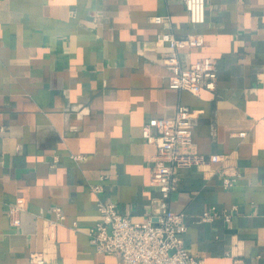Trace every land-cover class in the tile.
Returning <instances> with one entry per match:
<instances>
[{
	"label": "crops",
	"instance_id": "1",
	"mask_svg": "<svg viewBox=\"0 0 264 264\" xmlns=\"http://www.w3.org/2000/svg\"><path fill=\"white\" fill-rule=\"evenodd\" d=\"M184 1L0 0V264H124L89 240L96 202L135 222L156 212V145L142 126L179 105L198 111L194 149L207 159L178 168L169 197L185 213V246L205 264H264V0H205L201 24ZM163 33L203 36L178 54L215 58L214 90L169 86ZM223 170L239 172L228 189ZM211 205L230 221H198Z\"/></svg>",
	"mask_w": 264,
	"mask_h": 264
},
{
	"label": "built area",
	"instance_id": "2",
	"mask_svg": "<svg viewBox=\"0 0 264 264\" xmlns=\"http://www.w3.org/2000/svg\"><path fill=\"white\" fill-rule=\"evenodd\" d=\"M184 3L192 24L205 21V0H185ZM154 20L160 22L163 19L155 16ZM159 40L168 42L170 48L162 58L164 65L170 70V87L195 94L203 88L215 89V58L202 56L190 63H182L179 58L178 49L203 44L201 34L176 38L171 33H163ZM198 114L194 109L179 105L173 118L149 117L144 121L141 135L146 141L156 145V151L150 158L151 178L157 182L160 192L154 203L156 212L152 214L151 211V215L145 220L135 222L131 220L129 213L119 211L114 201L98 199L96 206L100 221L88 230L89 240L97 251L116 255L124 264H205L203 258L195 256L184 244L183 234L187 230L185 213L169 206L170 194L177 188L176 170L207 160L194 149L193 120ZM73 157L81 159L84 156ZM221 159L222 155L218 154H212L208 158L210 161ZM222 173L221 184L226 189L232 187L239 176L237 170L230 173L223 170ZM90 188L96 193L103 190V186L98 183L90 185ZM22 208L20 199L10 207L14 225H18L20 219L12 214ZM54 210L58 218H63L59 207ZM218 217L230 221L231 212L211 205L199 215L198 221L205 222ZM30 259L33 262L42 261L37 252H31Z\"/></svg>",
	"mask_w": 264,
	"mask_h": 264
}]
</instances>
